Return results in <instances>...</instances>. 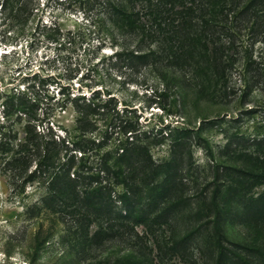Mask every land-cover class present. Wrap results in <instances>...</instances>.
<instances>
[{
  "label": "trees",
  "instance_id": "1",
  "mask_svg": "<svg viewBox=\"0 0 264 264\" xmlns=\"http://www.w3.org/2000/svg\"><path fill=\"white\" fill-rule=\"evenodd\" d=\"M81 4L101 17L105 40L117 50L109 56L115 64L173 74L192 69L205 81L222 78L232 67L227 56L230 44L222 39L235 33L234 21L264 18V0H84ZM33 6V0H0L2 25L22 29ZM34 87L15 89L0 105V170L13 185L17 181L23 189L29 185L38 191L26 209L29 219L43 212L53 215L74 241L78 261H85L99 241L129 239L137 225L168 226V217L186 204L187 185L180 169L189 154L184 151L192 138H200L198 133L170 126L141 132L137 122L127 120L126 110L120 114L107 90L103 95L101 90L79 95L72 94L69 85L60 89L65 97L56 104L60 111L73 110L75 126L70 133L57 125L64 133L60 136L52 131L49 118L37 116V100L28 91ZM110 112L119 122L117 138L101 153L107 147L105 138L95 144L84 137L92 134L98 118ZM166 143L168 156L155 161L152 148ZM86 146L97 153L93 163ZM220 154L231 165L215 171L218 184L205 208L214 220L204 227L207 242L200 264H264V238L234 242L224 233L229 224L257 235L264 232V134L230 140ZM198 209L203 214L204 209ZM169 239L170 246L160 250L156 260L128 254L113 264H163L166 252L186 262L181 241L173 235Z\"/></svg>",
  "mask_w": 264,
  "mask_h": 264
},
{
  "label": "rangeland",
  "instance_id": "2",
  "mask_svg": "<svg viewBox=\"0 0 264 264\" xmlns=\"http://www.w3.org/2000/svg\"><path fill=\"white\" fill-rule=\"evenodd\" d=\"M83 1L33 0L32 14L22 29L2 25L0 15V105L15 89L35 86L28 91L37 100V116L49 118L52 131L61 136L64 133L57 125L70 133L75 126L73 110L60 111L56 104L65 97L60 89L71 85L72 94L79 95L107 90L120 114L126 110L127 120L137 122L141 132L155 133L164 126L192 130L194 136L197 132L200 138L189 142L184 153L190 157L180 169V178L187 185L186 204L168 217V226L137 225L129 239L99 241L85 261H78L74 241L67 237L62 223L47 212L32 219L26 214L38 193L36 188L27 185L23 189L17 181L13 185L10 176L0 170V264H113L128 254L156 260L160 250L170 246L172 235L181 241L180 249L186 250V262L166 252L163 264H200L207 242L204 227L214 220L205 208L218 184L215 171L231 165L220 151L230 140L264 134V18L234 21L235 33L222 39L230 44L227 56L232 67L222 78L205 81L192 69L173 74L115 64L109 56L117 50L105 40L101 17L92 7L82 6ZM101 40L106 43L103 47H99ZM88 70L90 75L84 79ZM89 84L91 89L86 87ZM115 118L112 112L98 118L92 134L84 137L95 144L105 138L107 147L101 153L117 138L119 122ZM14 130L21 137V127L16 125ZM86 148L93 163L97 153ZM168 150V143L154 146L153 159H166ZM229 225L224 233L234 242L264 238V232L257 235Z\"/></svg>",
  "mask_w": 264,
  "mask_h": 264
}]
</instances>
